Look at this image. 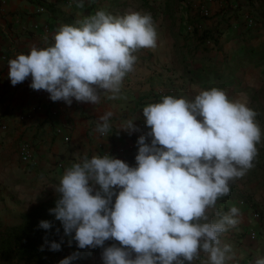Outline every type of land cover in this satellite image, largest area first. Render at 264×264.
Segmentation results:
<instances>
[{
	"label": "clouds",
	"instance_id": "1",
	"mask_svg": "<svg viewBox=\"0 0 264 264\" xmlns=\"http://www.w3.org/2000/svg\"><path fill=\"white\" fill-rule=\"evenodd\" d=\"M53 41L8 61L12 86L31 77L29 87L46 91L53 102L96 104L98 90L119 92L136 63L133 53L155 48L157 31L150 13L114 16L99 10L61 25ZM111 115L100 117L101 135ZM256 115L217 87L191 100L165 95L143 108L150 131L137 140L136 166L109 154L78 158L53 186L58 199L49 212L62 223L70 246L75 241L79 249L103 248V264H191L200 252L209 264H226L233 258L231 245H222L220 237L237 225L240 210L233 206L215 221L207 210L229 194V181L253 167L261 141ZM123 130L138 129L129 121ZM39 227L50 230L52 222L42 220ZM110 239L119 246L105 248ZM45 244L61 250L56 241ZM77 258L73 253L59 264Z\"/></svg>",
	"mask_w": 264,
	"mask_h": 264
},
{
	"label": "crops",
	"instance_id": "2",
	"mask_svg": "<svg viewBox=\"0 0 264 264\" xmlns=\"http://www.w3.org/2000/svg\"><path fill=\"white\" fill-rule=\"evenodd\" d=\"M99 10L114 16L150 13L156 26V47L133 53L136 63L119 92L98 90V103L73 98L68 105L31 89V77L12 86L10 59L33 46L53 44L61 25H74ZM0 53L7 55L0 58V235L7 226L21 224L23 213L33 206L56 196L53 186L78 158L109 154L135 167L137 140L150 131L143 108L165 95L191 100L199 91L217 87L248 106L255 103L256 114L263 113L264 0H0ZM109 112L110 128L101 135L97 124ZM129 121L138 129L131 134L123 130ZM24 140L34 145L33 161L27 164L20 157ZM263 151L255 156V182L250 184L263 185L249 188L231 180L229 194L207 210L212 221L233 206L240 210L237 225L220 237L222 245H231L233 258L226 264H256L264 258V180L258 174L264 171ZM102 252L101 247L79 249L66 241L51 264L73 253L78 258L72 264H103ZM3 264L37 263L3 259ZM191 264H209L208 255L200 252Z\"/></svg>",
	"mask_w": 264,
	"mask_h": 264
},
{
	"label": "trees",
	"instance_id": "3",
	"mask_svg": "<svg viewBox=\"0 0 264 264\" xmlns=\"http://www.w3.org/2000/svg\"><path fill=\"white\" fill-rule=\"evenodd\" d=\"M57 199L58 194L33 206L23 213L21 224L7 226L4 229L0 235V257L10 263L25 260L37 264H50L54 261L59 251H51L45 244V239L61 243V250L70 239L64 234L62 223L49 212V209L56 206ZM42 220L52 222V228L50 230L40 228L39 223ZM71 244L73 247L77 246L75 241ZM118 244V241H113V245Z\"/></svg>",
	"mask_w": 264,
	"mask_h": 264
},
{
	"label": "rangeland",
	"instance_id": "4",
	"mask_svg": "<svg viewBox=\"0 0 264 264\" xmlns=\"http://www.w3.org/2000/svg\"><path fill=\"white\" fill-rule=\"evenodd\" d=\"M209 88V87H208ZM208 90V89H207ZM249 108H251L252 110H256V106H255V103H252L251 102V104H249V106H248ZM262 110V115L261 116H259V115H257V117H256V122L258 123V125H259V127H260V129H261V141L258 143V144H256V146L257 145H259V148L257 147V152H259V151H261V149H264V106H263V108L261 109ZM263 154H264V151L262 152ZM254 160H255V158H254ZM253 160V163L255 162ZM264 164V163H263ZM260 176V179L261 180H264V171H262L261 173H260V171H259V173H258ZM252 175H251V169H249V170H247V174L246 175H243L242 177H239V178H237V181H238V183L240 182V183H242L245 187H249V188H253V187H260V186H262L263 185V181L258 185V186H251L250 184L252 183V182H255V180L254 181H252V177H251ZM238 183H235V185L236 186H238L239 184ZM56 258V257H55ZM16 261V260H15ZM14 261V262H15ZM54 261H55V259H54ZM53 263V262H52ZM0 264H3V258L2 257H0ZM51 264V263H50Z\"/></svg>",
	"mask_w": 264,
	"mask_h": 264
},
{
	"label": "built area",
	"instance_id": "5",
	"mask_svg": "<svg viewBox=\"0 0 264 264\" xmlns=\"http://www.w3.org/2000/svg\"><path fill=\"white\" fill-rule=\"evenodd\" d=\"M45 9L43 7H40L39 11H44ZM250 23H253V19H249ZM249 23V24H250ZM0 58L1 59H7V55L4 53H0ZM3 100V97L0 95V102ZM4 127H6V125H4ZM66 139H69L68 137H66ZM34 145L32 144L31 141L28 140H24L23 142H21L20 144V157L22 162L24 163H31L33 161V157H34ZM61 165V163H60ZM257 216H259V213L256 214Z\"/></svg>",
	"mask_w": 264,
	"mask_h": 264
}]
</instances>
